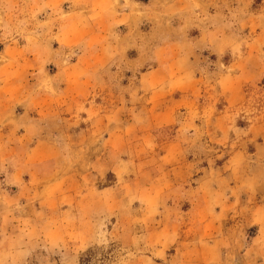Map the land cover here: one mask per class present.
Listing matches in <instances>:
<instances>
[{"label":"rangeland","instance_id":"1","mask_svg":"<svg viewBox=\"0 0 264 264\" xmlns=\"http://www.w3.org/2000/svg\"><path fill=\"white\" fill-rule=\"evenodd\" d=\"M135 1L0 0V264H264V0Z\"/></svg>","mask_w":264,"mask_h":264},{"label":"crops","instance_id":"2","mask_svg":"<svg viewBox=\"0 0 264 264\" xmlns=\"http://www.w3.org/2000/svg\"><path fill=\"white\" fill-rule=\"evenodd\" d=\"M110 2L114 3L115 0H105V5H110ZM151 3H152V0L151 1L148 0L147 2L146 1H141V0L135 1L134 4L136 6L142 7L141 9H139L138 11H135V12L139 15V18L140 17H151V23H154L153 20L155 18L154 17L155 14L150 15V16H144L146 12L155 11V10L149 8ZM168 3L169 4H173L172 2H169V1H168ZM168 11H173V8L170 7L168 9ZM105 13H106V11H105ZM127 18H128V15H127ZM147 19H149V18H147ZM166 24L168 26L167 29L165 28L166 33L162 37L161 36L157 37L159 39V41H160L159 42L160 45H157V47H155L153 51H151V49H152V46H154V43H151V42H149V43H145L144 42L146 44L145 47H142V43L138 42V41H134V43H131V41H129V42L125 41L123 43H125L126 45L130 44L131 45L130 47H132L131 49H135L137 54L140 55L141 53H143L146 60L148 58H150L152 60L153 57H155L156 59H161L162 56L163 57L165 56V60L166 61H173L174 64H175V62L176 63L178 62L179 64H183L187 60H189V56H190V52H189L190 40L185 39L183 41V42H185L188 50L179 51V48L177 47V44L179 43L178 35L180 34L181 37H184V36H182V34L184 33V27L183 26L181 27V25H178V26L175 27L172 24L170 25V22H166ZM152 27H153L152 29L155 28V26H152ZM199 40H201V39L199 38V39L196 40L198 42L197 44H199ZM125 44H120L121 48L119 49L120 50L119 55H120L121 58H123V56H124V53H123L124 46L123 45H125ZM167 55H169V56H167ZM156 68H157V70H159L158 67H156ZM165 68H166L167 72H170V71H172L173 67L167 68V66H166ZM182 71H184V70H182ZM151 73H154V71H152ZM176 73L177 74H175V72H174L173 74H175V76L178 77V78H181L183 76L181 71H177ZM40 107H42V106H40ZM39 145H41L40 137H38L35 145H33V147L29 149V153H31L34 156L37 155V153L39 151L38 150L39 149L38 148ZM45 152L46 151H44L43 153H45ZM52 158H53L52 156H50V155L47 156L46 155V156H44L43 159L41 158L42 159V162H41L40 161L41 159L39 158V156H35L33 158V162L32 163H30L28 161H25L24 163L20 164L19 168H4V169L7 171V173H8V171H10L12 174H13V172H20V175H22V176L25 175L24 174L25 172H29L30 173V169H34L35 172H33V174H37L38 171L36 170L37 169L36 166L45 165L48 168H52L53 164L56 161L55 158H53V159ZM38 162H41V165ZM28 164H31V165H28ZM43 172L44 171H42L41 174ZM41 174H40V176H41ZM17 220L21 221L23 219L21 218V216L20 217L18 216ZM27 249H28V245L25 244V245H21V247L19 249L15 250V251H12V252H14V253H16L18 255H22V254L24 255V253L28 254L27 253Z\"/></svg>","mask_w":264,"mask_h":264}]
</instances>
